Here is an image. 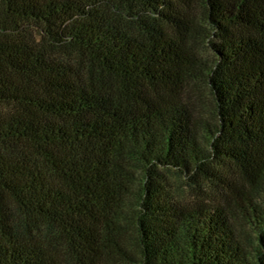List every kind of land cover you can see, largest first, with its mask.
<instances>
[{
	"label": "trees",
	"instance_id": "obj_1",
	"mask_svg": "<svg viewBox=\"0 0 264 264\" xmlns=\"http://www.w3.org/2000/svg\"><path fill=\"white\" fill-rule=\"evenodd\" d=\"M0 264H264V0H0Z\"/></svg>",
	"mask_w": 264,
	"mask_h": 264
},
{
	"label": "rangeland",
	"instance_id": "obj_2",
	"mask_svg": "<svg viewBox=\"0 0 264 264\" xmlns=\"http://www.w3.org/2000/svg\"><path fill=\"white\" fill-rule=\"evenodd\" d=\"M203 52H205L206 56H208V51L205 49H203ZM202 95H201V99L204 103V108L205 111L207 113L210 114L211 112V107H210V97L208 92L205 89H202L201 91ZM169 184L170 186H172L173 189L176 190V192H178L180 195H182L183 197H185L186 199H191L195 194L190 192L189 189L186 187L185 183L182 182L180 179H177L175 177H169Z\"/></svg>",
	"mask_w": 264,
	"mask_h": 264
}]
</instances>
